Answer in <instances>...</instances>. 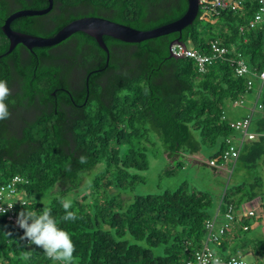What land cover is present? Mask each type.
Segmentation results:
<instances>
[{"label":"trees","instance_id":"1","mask_svg":"<svg viewBox=\"0 0 264 264\" xmlns=\"http://www.w3.org/2000/svg\"><path fill=\"white\" fill-rule=\"evenodd\" d=\"M47 4L0 0V80L12 91L6 101L10 117L0 121V184L18 175L15 194L24 200L13 203L12 216H0V264H53L42 249L21 239L23 230L15 223L21 211L42 210L44 203L36 196L43 193L51 194L47 206L71 234L76 264H183L202 248L205 220L217 207L222 214L229 204L239 208L251 199L258 179L225 188L218 205L207 191L185 184L136 195L125 205L107 192L112 186L132 190L142 182L134 171L147 168L146 152L155 143L170 159L207 145L215 148L213 163L225 160V139L237 132L229 125L230 107L252 89L246 88L250 75L236 74L235 61L242 58L256 70L264 66L262 30L248 25L256 0L218 13L199 6L180 31L137 42L104 34L107 61L94 37L80 30L50 46L17 43L5 52L9 41L1 29L4 18L17 8ZM186 8L187 0H52L46 13L15 17L10 27L48 36L75 17L102 15L148 29L178 18ZM175 37L201 52L209 51L213 39L228 50L201 72L191 58L169 55ZM262 87L251 115L250 129L256 135L243 142L233 161L244 167L264 158ZM80 156L87 158L85 163H79ZM94 168V176L81 187ZM68 195L69 211L78 218L64 221L60 201ZM259 207L252 223L241 217L240 230L264 223L262 200ZM210 244L223 258L237 250L251 251L263 256L258 263L264 264V241L249 243L236 230L226 229Z\"/></svg>","mask_w":264,"mask_h":264},{"label":"rangeland","instance_id":"2","mask_svg":"<svg viewBox=\"0 0 264 264\" xmlns=\"http://www.w3.org/2000/svg\"><path fill=\"white\" fill-rule=\"evenodd\" d=\"M253 86L251 91L242 95L243 102L234 103V111H232L235 117L239 118L242 114H250L252 104L255 101V94L258 90L259 84L257 80H253ZM261 81V80H260ZM261 83V82H259ZM264 90V84H263ZM231 108V107H230ZM256 109V108H255ZM231 110H233L231 108ZM247 110V111H246ZM231 111L229 110V113ZM238 116V117H236ZM238 133L233 135V140H236ZM215 150L213 146H201V148L189 155H184L182 158L170 159L163 151L159 143H155L149 147L146 152L147 168L144 170H136L134 173L142 178V182H138L131 189H119L114 186L108 190L107 195L118 196L122 199V203L128 204L134 196L143 195L146 193L160 192L164 189L172 190L180 184H185L188 188L197 187L199 189L207 191L214 203H217L221 197L225 188H230L233 185L243 182L250 183L252 181L259 182L252 191L255 195L244 201L242 204L244 208H259V198L262 199L264 204V158L254 167H244L238 162L232 160H224L221 163H213L210 159L212 152ZM180 160L181 165L178 166L177 162ZM102 167V165H99ZM98 169L94 168L84 175L81 187L87 183V181L94 176ZM82 189V188H81ZM249 189V185L245 186V190ZM22 196V194H19ZM43 205L47 206L51 198L50 193H43L37 195ZM71 195L67 196L70 199ZM246 210V211H247ZM240 219H236L235 224L230 230L238 231L243 235L246 241L249 243L253 240L264 241V223L251 226L248 230H240ZM211 247V244H210ZM212 248V247H211ZM246 260H261L263 256H256L251 251L241 253Z\"/></svg>","mask_w":264,"mask_h":264},{"label":"built area","instance_id":"3","mask_svg":"<svg viewBox=\"0 0 264 264\" xmlns=\"http://www.w3.org/2000/svg\"><path fill=\"white\" fill-rule=\"evenodd\" d=\"M244 0H199V6L206 12L218 13L220 8L226 6H233L234 4H242ZM249 26L258 25L262 30L263 53H264V0H256V8L252 17L249 19ZM240 30L243 26L239 27ZM169 50L176 56H186L193 60L198 71H204L206 65L212 63L216 59L223 58L228 48L222 44L218 39L210 41V49L208 52H201L188 44H181L174 42L169 45ZM235 72L237 75L248 74L247 89L252 86V78L256 77L261 82L264 81V66L260 70L251 69L242 58L236 59ZM243 99L240 97L234 100V103H241ZM229 125L237 130L238 136L234 141L233 136L225 139L224 148L222 151L223 159L235 161L238 157L243 142L248 138H253L256 133L250 129L251 115L241 116L239 118H232L229 120ZM20 180L18 175L11 177L10 181L0 184V206L7 207L13 205L12 208L6 212L12 216L14 214V202L20 200L24 202L23 196L15 194L16 181ZM218 208V207H217ZM214 211V214L205 220L206 235L202 248L196 250L193 255L184 260L183 264H214L218 261L219 264H259L257 260H246L239 250L223 258L216 253L211 247L210 242L218 240L219 236L224 233L226 229H230L236 222V209L232 204H229L226 210L220 214L219 210ZM243 217L251 218L254 215L253 209H248L241 213ZM1 216V215H0ZM248 224H243L242 228L246 229Z\"/></svg>","mask_w":264,"mask_h":264},{"label":"water","instance_id":"4","mask_svg":"<svg viewBox=\"0 0 264 264\" xmlns=\"http://www.w3.org/2000/svg\"><path fill=\"white\" fill-rule=\"evenodd\" d=\"M51 6L52 0H48V4L44 7H21L10 12L4 18V21L1 24V29L9 41L8 48L5 52L12 50L17 43H21L27 48H32L33 46H50L65 39L73 32L80 30L94 37L98 45L107 53V61L108 47L102 37L104 34L123 41L137 42L145 38L155 37L173 31H180L182 27L191 23L197 15L199 9V0H187V8L181 16L169 22L148 29L134 28L102 15H82L75 17L63 24L52 35L48 36L27 33L20 30H15L10 27V21L13 18L21 15L43 14L46 13L51 8ZM174 42H179L183 45L185 44L179 39V37H175L169 42V45ZM169 55L176 57V55L171 52H169Z\"/></svg>","mask_w":264,"mask_h":264},{"label":"clouds","instance_id":"5","mask_svg":"<svg viewBox=\"0 0 264 264\" xmlns=\"http://www.w3.org/2000/svg\"><path fill=\"white\" fill-rule=\"evenodd\" d=\"M12 94L6 80H0V121L10 117V111L6 101ZM85 156L79 157V163H85ZM70 171V167L68 168ZM65 215L61 218L64 221L77 219L74 211H69L72 206L71 200L64 198L60 201ZM13 205L0 206V215L8 212ZM16 225L23 230L22 240H27L29 244L42 249L43 253L53 261V264H76L75 244L71 234L59 226V221L52 214L49 206H44L42 210L21 211L16 216ZM29 253H25L27 258ZM214 264H219L214 261Z\"/></svg>","mask_w":264,"mask_h":264},{"label":"crops","instance_id":"6","mask_svg":"<svg viewBox=\"0 0 264 264\" xmlns=\"http://www.w3.org/2000/svg\"><path fill=\"white\" fill-rule=\"evenodd\" d=\"M253 80H257V82H258V84H259V87H258V90L256 91V94H255V97H257V95H258V92H259V90L261 89V87H262V85H263V82H261L258 78H255V79H252V86H253ZM259 82H261V83H259ZM254 97V98H255ZM256 99V98H255ZM237 104V103H236ZM253 106H252V108H251V111H250V115H252V113L255 111V101H254V103L252 104ZM233 106L234 105H232L231 106V108L233 109V110H231V108H230V116H231V118H233V117H235L234 115H233V113H232V111H234V108H233ZM247 111V110H246ZM245 115H249V114H242V115H240V116H245ZM236 117H238V116H236ZM262 199H260L259 198V203H260V201H261ZM218 203H219V200L217 201V205H218ZM216 205V206H217ZM260 208V207H259ZM236 209V216H235V218H237L238 220L240 219L241 220V217H243V215H240L241 213H244L247 209H245L244 208V205L243 204H241L240 206H239V208H235ZM248 209H253V208H248ZM256 209V208H255ZM257 210V209H256ZM248 219H250V223H252V220H251V218H248ZM263 220H264V214H263V218H262ZM258 224H261V223H258ZM255 225H257V224H255V223H253V224H251L250 226H255Z\"/></svg>","mask_w":264,"mask_h":264}]
</instances>
